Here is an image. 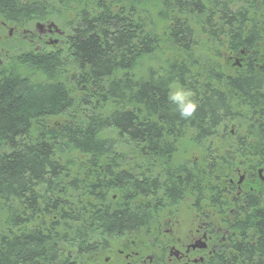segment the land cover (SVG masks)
I'll use <instances>...</instances> for the list:
<instances>
[{
  "label": "trees",
  "instance_id": "trees-1",
  "mask_svg": "<svg viewBox=\"0 0 264 264\" xmlns=\"http://www.w3.org/2000/svg\"><path fill=\"white\" fill-rule=\"evenodd\" d=\"M49 1L0 0L5 21L34 15L67 29L58 49L35 52L26 39L0 66V264H78L65 249L83 257L144 226L175 184L194 176L198 163L175 162L187 145L233 147L213 138L220 117L240 115L241 127L250 121L251 133L264 135V75L254 74L264 72V0ZM55 5L71 18L52 15ZM158 51L155 71L145 65ZM173 83L192 90L193 117L169 103ZM247 146L264 143L239 138L234 150ZM253 208L258 240L236 246L264 264V209Z\"/></svg>",
  "mask_w": 264,
  "mask_h": 264
},
{
  "label": "flooded vegetation",
  "instance_id": "flooded-vegetation-1",
  "mask_svg": "<svg viewBox=\"0 0 264 264\" xmlns=\"http://www.w3.org/2000/svg\"><path fill=\"white\" fill-rule=\"evenodd\" d=\"M3 25L6 26L5 23ZM38 29L39 36L32 37L33 33L24 30L22 37L30 43H37L35 47L40 50L41 44L45 42L42 41V35L51 34L54 30L47 26ZM13 30L12 26L9 33ZM242 60L236 57L231 64L241 67ZM263 66L264 62L259 67ZM223 74L251 75L249 72L235 71ZM254 74L264 75V72L256 71ZM262 95L264 99V92ZM245 107L241 106V109L249 110ZM253 117V122L259 121L257 115ZM235 119L239 123L231 124L232 129L227 131L228 122ZM217 124L214 140L220 144L231 142L233 147L219 145L221 149L210 152L202 150L195 160L190 161L199 164L198 171L194 169V176L186 174L180 183L175 184L167 195L169 199L165 198L166 204L156 208L157 215L154 218L142 227L126 229L100 242L86 256H79L76 250L66 252L65 256L78 264H250L251 260L254 261L249 252L250 247L236 245L242 241V237L246 244L254 245L258 240L257 236L251 240L255 234L250 231V220L253 207L264 209V146H261L260 151L247 146L241 152L235 151L234 146L239 138L248 143L259 140L264 143V135L252 134L248 126L250 121L248 125L244 123L246 127H241V117L234 113L220 117ZM181 162L186 163L188 160ZM184 201L191 207L190 212L175 213ZM130 207L134 211L139 210L138 201H131ZM173 211L175 214H172ZM241 223L245 224L246 231L240 230ZM141 236L146 239L145 243L140 242ZM237 248L247 254L244 259L236 260L234 254ZM229 255L231 261L226 259Z\"/></svg>",
  "mask_w": 264,
  "mask_h": 264
},
{
  "label": "rangeland",
  "instance_id": "rangeland-1",
  "mask_svg": "<svg viewBox=\"0 0 264 264\" xmlns=\"http://www.w3.org/2000/svg\"><path fill=\"white\" fill-rule=\"evenodd\" d=\"M43 1L46 2V0H29L30 4L31 3H43ZM49 1V0H48ZM50 2V1H49ZM23 3V2H22ZM50 8V10H53L54 12H52V15L56 16L57 18H61L62 17H68L69 19L71 18V13H66V11L64 10H72L70 8L67 7H62L59 5H55L53 8L52 7H48ZM52 8V9H51ZM52 17H50L51 19ZM49 22H53V24L57 27V29L59 30V32H61V35L57 32H53L51 34H46L45 33L42 35V41H45L43 44H41L40 50L36 49V47H34L33 50H35V52H45V51H54L55 49H58L61 44H62V37L65 36L67 29L62 25L61 21H57V19H52V20H47L43 21L38 19V17H35L34 15L32 16H25L24 18L21 19V22L19 24H14L11 23L10 21H5L4 19L0 18V66H4L7 63V59L9 56H14L16 54H20V52H23L27 49L26 47V39L22 37V31L24 30H28L30 31L32 34V37H37L40 35V31L38 28L35 27L36 23H43V26H46ZM3 23L6 24V26L3 25ZM14 26V30L11 32V34L9 33L10 28ZM21 33V34H20ZM57 41V42H56ZM37 46V43H35ZM160 51L150 55V57L148 58V64L145 65L146 67H150V68H154V70L156 71L159 67L160 64H162V58H164V56L160 55ZM224 51H222L221 53V59H225L228 56H224ZM225 70L228 69L227 65L224 66ZM37 76V75H36ZM39 76V75H38ZM40 78V77H39ZM238 120H232L228 122L227 125V131L232 129V125L231 124H238ZM218 142V141H215ZM220 144V143H218ZM218 146V145H217ZM201 147V146H200ZM198 146H190L187 145L186 149H188V153L186 155V157H182L179 156V154H177L176 158H175V162L180 161L181 159H188V161H193L197 158V156H199V153L204 149H202V147L200 148ZM220 151V150H219ZM179 153H182V150L179 151ZM191 207L189 206V204H187L186 201H184L183 203L180 204V206H178V211L175 213L181 214L182 211L183 213L187 214V212H190ZM174 213V211L172 212V214ZM174 213V214H175ZM182 221V219L180 220ZM161 232H163V229H161ZM141 243H145L146 239L141 236L140 237ZM73 250V249H71ZM69 249H65V252H72ZM79 264H83V263H79Z\"/></svg>",
  "mask_w": 264,
  "mask_h": 264
},
{
  "label": "clouds",
  "instance_id": "clouds-1",
  "mask_svg": "<svg viewBox=\"0 0 264 264\" xmlns=\"http://www.w3.org/2000/svg\"><path fill=\"white\" fill-rule=\"evenodd\" d=\"M167 99L180 118L189 119L194 116L198 105L190 88L173 83L170 85Z\"/></svg>",
  "mask_w": 264,
  "mask_h": 264
},
{
  "label": "water",
  "instance_id": "water-1",
  "mask_svg": "<svg viewBox=\"0 0 264 264\" xmlns=\"http://www.w3.org/2000/svg\"><path fill=\"white\" fill-rule=\"evenodd\" d=\"M43 25L41 23H36L35 27L36 28H39V27H42ZM48 28H53L55 30V32L59 33V30L57 29V27L53 24V23H49L47 25Z\"/></svg>",
  "mask_w": 264,
  "mask_h": 264
}]
</instances>
